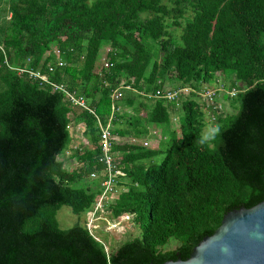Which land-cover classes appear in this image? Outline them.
Listing matches in <instances>:
<instances>
[{
	"label": "trees",
	"instance_id": "obj_1",
	"mask_svg": "<svg viewBox=\"0 0 264 264\" xmlns=\"http://www.w3.org/2000/svg\"><path fill=\"white\" fill-rule=\"evenodd\" d=\"M106 47L110 66H99ZM206 117L221 129L208 147L198 143ZM109 122L125 175L109 208L141 231L112 250L85 223L57 220L63 207L86 215L101 196ZM73 126L85 129V149H71ZM153 128L160 145L139 143ZM263 201L264 0H0V264L186 261L226 214Z\"/></svg>",
	"mask_w": 264,
	"mask_h": 264
},
{
	"label": "water",
	"instance_id": "obj_2",
	"mask_svg": "<svg viewBox=\"0 0 264 264\" xmlns=\"http://www.w3.org/2000/svg\"><path fill=\"white\" fill-rule=\"evenodd\" d=\"M164 264H264V201L250 209L229 212L186 261Z\"/></svg>",
	"mask_w": 264,
	"mask_h": 264
},
{
	"label": "rangeland",
	"instance_id": "obj_3",
	"mask_svg": "<svg viewBox=\"0 0 264 264\" xmlns=\"http://www.w3.org/2000/svg\"><path fill=\"white\" fill-rule=\"evenodd\" d=\"M96 0H90V2H94ZM169 0H164V2L168 3ZM172 33L174 36L179 39L182 30L181 29H172ZM110 48L106 47L101 51V58L99 59L98 65L100 64L102 60L106 58V54L109 52ZM31 77V76H30ZM226 107L229 112L234 113L235 110L232 109L231 105L226 103ZM240 110V104H237L236 112L235 114ZM172 128L174 131H177L179 129V120L177 119V116H172ZM213 119L210 117H206V124L207 125H214ZM206 125V126H207ZM72 132V147L71 149L76 150L75 148H81L85 149L89 146L87 139L84 136L85 129L83 128H74V126L71 129ZM151 136L147 137L145 140L140 141L139 143L144 144L147 143L148 147L150 148H156L160 145L161 140L165 139V135L163 136L161 129L153 128L151 129ZM86 140V141H84ZM126 141L131 140H124L122 138L116 137V142L119 144L127 143ZM70 152L72 153V151ZM156 161L157 165H160L164 160V155H160L158 158L154 159ZM74 160L71 162V168L74 166ZM78 163V162H77ZM79 164V163H78ZM148 164V163H147ZM78 166V165H77ZM75 167V166H74ZM74 170V168L72 169ZM123 191V190H122ZM116 197H114V200ZM112 201V199L109 200V203ZM115 202L113 203V205ZM135 217L131 215H125L121 217L120 219H114L113 214L110 208L104 213L100 212L97 214V216L93 219L91 222L90 217L88 215H83L80 218L77 217L72 210L69 207H63L57 215V220L60 224L61 229H70L72 228L78 221H80L82 224L87 223L89 227L94 231V236L105 243L107 250H112L113 248H118L122 243L125 241L132 239L136 236H139L141 234V231L137 224L134 222ZM90 223V224H89ZM176 244H171L168 249H175Z\"/></svg>",
	"mask_w": 264,
	"mask_h": 264
},
{
	"label": "built area",
	"instance_id": "obj_4",
	"mask_svg": "<svg viewBox=\"0 0 264 264\" xmlns=\"http://www.w3.org/2000/svg\"><path fill=\"white\" fill-rule=\"evenodd\" d=\"M109 52H110V50H109ZM55 54H56V57L58 58V65L60 67L65 66V62L63 60H61V56H62L61 52L59 50H56ZM107 54H106V58L104 60H102L105 63L104 64L105 67L110 66V63L107 61ZM29 74H30L31 78H35V79L38 78L44 83H49L47 76H45L39 72H29ZM52 88L54 91L62 90V92H64L66 94V96L69 99L72 106H79V105L82 106L85 104L83 97L82 98L77 97L74 93H71L67 90H64V88L62 86L53 85ZM123 89H130V87L125 86L121 90H123ZM121 90L120 89L117 90L114 97L121 96V94H120ZM190 93H191V89L186 88V89L178 90L174 93L168 92L167 95L163 98H166L168 100H173L178 95L188 97ZM213 95H214V92H205L204 94H202V97L206 98V100L209 103H211ZM159 96H160V94H157V97H159ZM101 131H102L101 145H102V151H103V157H102L101 161L103 162L104 165H106V170L104 172L106 179L102 183L103 192H102L101 196L98 198L96 205H94L86 213V215H88L90 217L91 222L97 216L98 213H100V212L105 213L108 210V208L111 205H113V203L119 199V194L121 193V191L119 192L118 187L120 186V183H122L120 177L125 176L124 173H122L120 170L116 169L115 165L113 164L114 156L112 153V141H114L115 138L112 136L111 122H109L106 126H101ZM145 145L147 146L148 144L146 143ZM120 189L124 191V189L122 187ZM114 197H116L115 200H114ZM110 199H112V201L109 203ZM87 223H88V221H87ZM87 223H86L87 229L94 236V231L89 227V225H87ZM95 239H97V238L95 237Z\"/></svg>",
	"mask_w": 264,
	"mask_h": 264
},
{
	"label": "clouds",
	"instance_id": "obj_5",
	"mask_svg": "<svg viewBox=\"0 0 264 264\" xmlns=\"http://www.w3.org/2000/svg\"><path fill=\"white\" fill-rule=\"evenodd\" d=\"M221 134V129L219 125H207L200 133L198 143L201 146H211L212 143L218 138Z\"/></svg>",
	"mask_w": 264,
	"mask_h": 264
},
{
	"label": "crops",
	"instance_id": "obj_6",
	"mask_svg": "<svg viewBox=\"0 0 264 264\" xmlns=\"http://www.w3.org/2000/svg\"><path fill=\"white\" fill-rule=\"evenodd\" d=\"M84 141H86V140H84ZM66 159V158H65ZM66 162V166L68 167V169L69 170H72L73 168H74V170L79 166V164L77 163V161H74L75 163H74V166H72L73 168L72 169H70L71 168V162H72V160H70L69 158L65 161ZM78 165V166H77ZM73 171V170H72Z\"/></svg>",
	"mask_w": 264,
	"mask_h": 264
}]
</instances>
